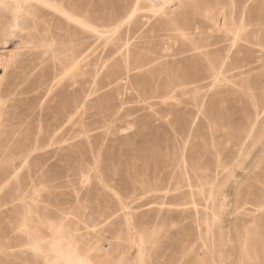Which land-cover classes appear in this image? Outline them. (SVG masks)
Segmentation results:
<instances>
[{
  "label": "rangeland",
  "instance_id": "1",
  "mask_svg": "<svg viewBox=\"0 0 264 264\" xmlns=\"http://www.w3.org/2000/svg\"><path fill=\"white\" fill-rule=\"evenodd\" d=\"M0 264H264V0H0Z\"/></svg>",
  "mask_w": 264,
  "mask_h": 264
},
{
  "label": "bare ground",
  "instance_id": "2",
  "mask_svg": "<svg viewBox=\"0 0 264 264\" xmlns=\"http://www.w3.org/2000/svg\"><path fill=\"white\" fill-rule=\"evenodd\" d=\"M127 59V58H126ZM227 67V66H226ZM229 68H230V65H229ZM235 68V67H234ZM226 70H228V69H226ZM229 71H232V69L231 70H229ZM237 77V76H236ZM104 247V246H103Z\"/></svg>",
  "mask_w": 264,
  "mask_h": 264
}]
</instances>
